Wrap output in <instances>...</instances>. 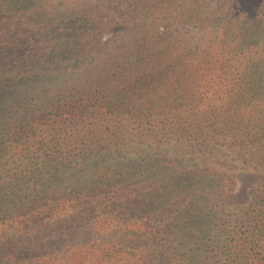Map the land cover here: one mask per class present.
Instances as JSON below:
<instances>
[{"label": "trees", "instance_id": "1", "mask_svg": "<svg viewBox=\"0 0 264 264\" xmlns=\"http://www.w3.org/2000/svg\"><path fill=\"white\" fill-rule=\"evenodd\" d=\"M99 2L0 0V264H264V0Z\"/></svg>", "mask_w": 264, "mask_h": 264}, {"label": "rangeland", "instance_id": "2", "mask_svg": "<svg viewBox=\"0 0 264 264\" xmlns=\"http://www.w3.org/2000/svg\"><path fill=\"white\" fill-rule=\"evenodd\" d=\"M99 3H103L104 0H99ZM106 3V2H105ZM107 13H111L114 17V21L110 24L107 22L105 24V30L103 31L101 37L103 41L108 37H112L111 42H108V46L113 48L115 43L119 38L123 37L130 26L133 25L132 18L125 14V9L122 5L113 2L110 3V7H106ZM120 15V16H119ZM117 29V31H115ZM171 32L177 35L181 41L186 44L187 42L192 43L193 33L188 32L186 28H180V26L175 25L169 28ZM114 44H113V43ZM168 155L174 156L175 151L170 148L167 151ZM231 157L228 161L233 162L237 167L234 169L233 174L235 175V188L233 194L225 200L222 208L216 213L217 223L223 222L225 224L232 223L241 217L242 212L246 210L250 205L254 204L256 195H261L264 192V170L255 169L253 166H244L239 158L234 160V156L231 153ZM219 159L223 160V157L219 156ZM219 167L218 165L215 166ZM221 198H212V202H222Z\"/></svg>", "mask_w": 264, "mask_h": 264}]
</instances>
